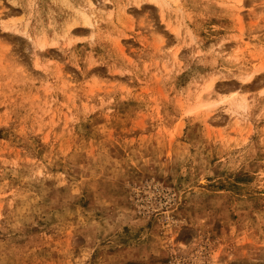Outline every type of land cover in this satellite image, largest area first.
Listing matches in <instances>:
<instances>
[{
	"label": "rangeland",
	"instance_id": "1",
	"mask_svg": "<svg viewBox=\"0 0 264 264\" xmlns=\"http://www.w3.org/2000/svg\"><path fill=\"white\" fill-rule=\"evenodd\" d=\"M156 1L0 0V264H264V0Z\"/></svg>",
	"mask_w": 264,
	"mask_h": 264
},
{
	"label": "bare ground",
	"instance_id": "2",
	"mask_svg": "<svg viewBox=\"0 0 264 264\" xmlns=\"http://www.w3.org/2000/svg\"><path fill=\"white\" fill-rule=\"evenodd\" d=\"M17 1H19V0H17ZM56 1H58V0H56ZM61 1V0H60ZM153 2L155 1L156 3H157V1L156 0H152ZM163 0H161V1H158V3L159 2H162ZM168 1V0H167ZM175 1H177V0H174V2L171 0V2H173L172 4H174L175 3ZM230 1V0H229ZM232 1H235V0H232ZM232 1H230V2H232ZM32 2V1H31ZM51 2V1H50ZM166 1L164 0L162 3L163 4H165V5H167L166 3H168V2H166ZM229 2V3H230ZM239 2H241V0H236L235 1V3L236 4H238ZM14 3H16V2H14ZM17 3H19V2H17ZM52 3V2H51ZM63 3H64V1H63ZM92 3V2H91ZM89 4L88 5V7L90 6V7H93V5L92 4ZM232 3H234V2H232ZM163 4H162V6L160 5V3H159V6H161V8L163 9ZM169 4V3H168ZM171 4V3H170ZM176 4V3H175ZM236 4H233V5H236ZM71 6H73L72 4H70ZM164 5V6H165ZM64 6H65V4H64ZM168 6V5H167ZM231 8H232V6H230ZM235 7V6H234ZM160 8V9H161ZM87 9V8H86ZM86 9H84V10H86ZM238 9V8H237ZM90 10V9H89ZM93 10H94V8H93ZM87 11V10H86ZM92 13H93V11H91ZM76 13H78V15H77V18L76 19H73L72 21H75L73 24H71V26H73V25H75V24H82L83 26H87V27H92L93 26V22H92V19H91V16L88 14V13H86V12H82V11H79V10H77V12ZM28 14V13H27ZM163 14V13H162ZM66 15V14H65ZM164 15V14H163ZM28 16V15H27ZM162 18V17H161ZM76 20H79L78 22L76 21ZM70 22V21H69ZM70 26V27H71ZM77 26V25H76ZM5 29V28H4ZM65 29V28H64ZM177 29V28H176ZM174 30V29H173ZM178 30V29H177ZM27 31V30H26ZM68 31V30H67ZM64 32V31H63ZM177 32V31H176ZM46 35V34H45ZM242 41V40H241ZM36 43V46L39 48V49H41V50H43L45 47H53V46H55V45H57V42H55V41H49V40H47L45 37H41V38H37V41L35 42ZM247 45H250V44H248L247 43ZM37 48V49H38ZM47 50V49H46ZM258 72V71H257ZM256 74H255V72H252V73H250V74H248V75H244V77L242 78V76H241V85H248V84H250V82H251V80H253V78L254 77H256L255 76ZM216 78V77H215ZM215 78H212V79H210L205 85L206 86H203V87H205V88H203L204 90H201V91H204V92H207L206 94H204V95H202L203 94V92H202V94L201 95H197L196 97V99L195 100H198L200 103H199V106H200V108L201 107H205V106H203V104L204 103H207V101H209L210 99H212L213 97L215 98V96H216V92H215V90H213V86H214V82H215ZM231 97V96H230ZM206 101V102H201V101ZM213 100V99H212ZM246 100H245V98H241V96H239L238 94H235L233 97H231V98H229V100H228V104H229V106L232 108V109H234V110H239V109H244V108H246ZM196 104V103H195ZM200 104H202V105H200ZM198 105V104H197ZM206 105V104H205ZM207 107H209V106H207ZM197 108V107H196ZM233 113V112H232ZM234 114V113H233Z\"/></svg>",
	"mask_w": 264,
	"mask_h": 264
}]
</instances>
